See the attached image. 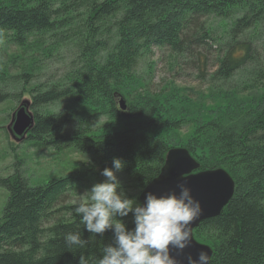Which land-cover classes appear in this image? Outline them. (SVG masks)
Here are the masks:
<instances>
[{"label":"trees","instance_id":"16d2710c","mask_svg":"<svg viewBox=\"0 0 264 264\" xmlns=\"http://www.w3.org/2000/svg\"><path fill=\"white\" fill-rule=\"evenodd\" d=\"M209 18L222 20L223 31L211 26ZM80 20L86 26L76 41ZM57 32L73 41L82 62L63 79L64 85L27 92L25 85L33 76L23 71L20 91L0 86V104L31 96L35 121L26 139L42 148L91 155L100 169L96 177L113 167L114 158L121 159L125 166L120 173L134 188L126 195L138 201L173 148L167 134L189 122L187 103L180 97L167 109L158 96L137 90L135 104L124 114L114 94L132 93L138 61L154 49L168 54L173 66L183 60L207 82L208 98L214 102L207 109L209 117L194 120L184 148L200 171L223 169L235 183L228 205L218 217L201 223L194 239L213 250L210 264H264V97L253 104L237 97L264 92L258 46L264 40V0H0V42L23 48L33 37ZM199 50L214 55L210 69ZM54 104L61 111L38 112ZM93 109L104 110L112 124L122 127L96 134L86 126L85 112ZM89 175L73 173L31 186L16 171L0 181L8 193L0 220V264H79L80 255L101 257L113 233L101 237L84 231L75 206L64 204L70 190L94 179ZM123 220L134 227L131 214ZM68 232H80L88 244L70 250L64 240Z\"/></svg>","mask_w":264,"mask_h":264},{"label":"rangeland","instance_id":"374dc122","mask_svg":"<svg viewBox=\"0 0 264 264\" xmlns=\"http://www.w3.org/2000/svg\"><path fill=\"white\" fill-rule=\"evenodd\" d=\"M209 21L217 31H223L222 20L209 18ZM85 26L83 20L75 24L76 41L80 39L79 34L85 30ZM60 33L57 32L56 36L33 37L23 48H16L11 44L0 42V86L12 93L20 91L21 85H24L26 80L18 79L23 71L30 72L33 76L32 79L27 80L28 84L25 85L27 92L35 87L36 91H43L54 83L64 85L61 83L63 79L80 68L82 62L73 41L65 40ZM258 46L264 61V40L259 42ZM199 51L208 60V69H210L209 65L214 60V55L210 56L204 51ZM200 58L203 60L202 56ZM74 62H76L75 65ZM173 64V59L161 50L154 49L150 54L143 55L138 61L136 69L138 82L130 88L132 93H129L128 90H125L126 94L115 93L114 99L118 110L127 114L131 105L135 104L137 90L143 95H150L154 98L158 96L157 98L161 99V104H164L167 109L174 108L172 104L183 97L187 103L186 110L188 112L182 110L188 115L189 122L180 131L167 134L168 138L162 133V136L172 144V149H183L195 130L194 120H197L196 118L200 115L209 117L210 112L207 109L212 107L214 102L208 98L209 86L207 82L198 79L196 68L194 70L192 65H184L183 60L178 61V65L173 66ZM213 70L214 68H212ZM248 93L237 95L238 102L253 104L259 101V97H264L263 91L256 94ZM165 98H169V102L164 101ZM120 100H124L125 110L120 109ZM22 101H28L31 104V96L23 95L18 100H7L0 104V181L14 175L16 171H19L31 186L44 185L52 179L64 178L73 173L77 176L79 173H90L89 176H94V179L86 186L74 187L64 199V204L76 206V202L87 194L86 191L90 190L94 184L102 182L105 177L100 174L99 177H96V171L100 169L91 155L81 154L70 148H42L34 144V141L26 139L27 136L20 142H16L10 135L8 136L7 127L11 123V116ZM168 103L169 105H166ZM61 109L58 104H54L41 107L38 112L41 114L54 113ZM28 111L33 113L30 105ZM103 111L86 110L85 115L89 120L87 128L96 134L106 135L109 132H114V129L122 127L121 123L112 124ZM163 111L165 114L167 113L165 110ZM117 175L122 182L125 194H133V183L124 174L117 173ZM7 196L6 189L0 185V220Z\"/></svg>","mask_w":264,"mask_h":264},{"label":"clouds","instance_id":"9594fccd","mask_svg":"<svg viewBox=\"0 0 264 264\" xmlns=\"http://www.w3.org/2000/svg\"><path fill=\"white\" fill-rule=\"evenodd\" d=\"M124 166L121 159L114 158L113 167L101 173L105 179L76 202L74 212L84 231L101 237L108 231L113 233L101 257L80 255L79 264H177L171 250L182 252L190 245V225L203 212L200 201L189 187L179 184V195L148 192L141 204L124 192L117 175ZM129 214L134 224L131 229L123 220ZM64 240L70 250L88 244L80 232H68ZM187 264H209L207 252L201 251L197 259L187 256Z\"/></svg>","mask_w":264,"mask_h":264},{"label":"water","instance_id":"95a60500","mask_svg":"<svg viewBox=\"0 0 264 264\" xmlns=\"http://www.w3.org/2000/svg\"><path fill=\"white\" fill-rule=\"evenodd\" d=\"M30 103L22 101L11 116V123L7 127L10 137L16 142L23 141L34 126L35 118L28 111ZM119 107L125 110L124 100H120ZM179 184H185L191 189L192 196L200 201L203 212L190 225L191 243L182 252L171 250V255L176 258L177 264H187V256L198 258L201 251L209 257V264L213 250L198 243L193 236V231L198 226L210 219L218 217L223 209L233 198L235 183L230 175L223 169L200 171V165L191 157L186 149H170L164 159V164L159 174L141 191L138 197L143 204L148 192L157 196L176 192L179 195Z\"/></svg>","mask_w":264,"mask_h":264}]
</instances>
